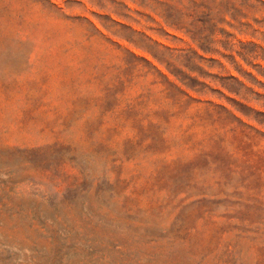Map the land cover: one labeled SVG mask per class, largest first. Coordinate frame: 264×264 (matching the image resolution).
<instances>
[{
	"label": "rangeland",
	"instance_id": "obj_1",
	"mask_svg": "<svg viewBox=\"0 0 264 264\" xmlns=\"http://www.w3.org/2000/svg\"><path fill=\"white\" fill-rule=\"evenodd\" d=\"M0 264H264V0H0Z\"/></svg>",
	"mask_w": 264,
	"mask_h": 264
}]
</instances>
